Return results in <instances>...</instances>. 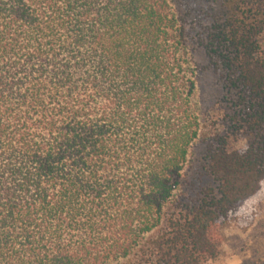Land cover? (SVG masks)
I'll use <instances>...</instances> for the list:
<instances>
[{
  "label": "trees",
  "instance_id": "obj_1",
  "mask_svg": "<svg viewBox=\"0 0 264 264\" xmlns=\"http://www.w3.org/2000/svg\"><path fill=\"white\" fill-rule=\"evenodd\" d=\"M262 34L264 0H0V264L216 258L264 182ZM218 78L241 149L201 131Z\"/></svg>",
  "mask_w": 264,
  "mask_h": 264
},
{
  "label": "rangeland",
  "instance_id": "obj_2",
  "mask_svg": "<svg viewBox=\"0 0 264 264\" xmlns=\"http://www.w3.org/2000/svg\"><path fill=\"white\" fill-rule=\"evenodd\" d=\"M258 40L260 53L264 57V34ZM213 88L215 96L211 102L205 99L200 101L197 95L202 108L201 131L204 139L221 136L226 140L229 150L241 149L251 144L253 134L243 122L238 127L234 121L235 116L239 115L233 102L236 96L228 92L222 79H216ZM193 151L185 175L186 193L190 200H195L202 189L214 187L212 179L205 172L203 156L196 148ZM218 233L223 239L218 256L206 258L201 264H264V182L260 191L245 202L239 213L230 216ZM134 254L109 264H157V258L153 255Z\"/></svg>",
  "mask_w": 264,
  "mask_h": 264
}]
</instances>
